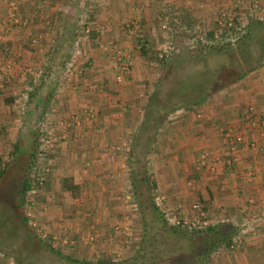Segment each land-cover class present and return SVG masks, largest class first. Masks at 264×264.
Instances as JSON below:
<instances>
[{
  "label": "crops",
  "instance_id": "crops-1",
  "mask_svg": "<svg viewBox=\"0 0 264 264\" xmlns=\"http://www.w3.org/2000/svg\"><path fill=\"white\" fill-rule=\"evenodd\" d=\"M259 1L264 6V0ZM218 6V0H0V15L5 21L0 26V72L10 75L0 92L6 91L8 82L14 95L23 88L47 89L39 99L57 129L50 155L53 177L70 178L73 189L81 190L84 184L95 191L89 196L92 203H82L72 211L63 208L61 217L66 219L63 225L69 233L82 230L87 234L93 228L99 250L106 249L103 242L115 241L112 232L123 235V227L129 225L132 233L133 210L129 209V214L126 208L115 211L109 202L122 198L124 184L131 185L123 159L132 152L133 131L138 130L135 139L155 92L152 84L156 74L139 63L141 58L134 53L139 49L136 42H144L149 52L167 45L175 47L171 41L186 28L206 30ZM168 16L171 33L161 30ZM131 23L134 27L127 34ZM81 25L89 26L91 33L87 43L82 40L70 57L72 76L63 84L70 61L64 58L74 51L69 42L75 41V30ZM115 45L131 58L121 82L115 81L111 59ZM132 47L135 49L130 54ZM26 76L32 80H25ZM249 105L264 120V66L222 89L200 108L171 114L161 126L163 130L158 129L154 144L155 148L159 145L153 166L156 185L165 204L177 206L174 211L163 209L165 220L170 224L177 218L196 220L198 213L192 206L200 200L206 209V223L196 226L215 228L223 234L221 247L206 258L208 264H264V126L244 131L242 121ZM65 120L72 128L64 130L61 121ZM228 128L235 136L246 134L237 152L238 161L230 168L220 159L225 149L222 132ZM202 152L217 159L214 171L197 165ZM190 168L195 170L196 178L190 180L194 185L182 192V176L186 177ZM74 200L77 204L78 198ZM49 210L48 218L55 219L56 214ZM120 214H124L123 221H118ZM86 216L90 221L84 219Z\"/></svg>",
  "mask_w": 264,
  "mask_h": 264
},
{
  "label": "rangeland",
  "instance_id": "rangeland-1",
  "mask_svg": "<svg viewBox=\"0 0 264 264\" xmlns=\"http://www.w3.org/2000/svg\"><path fill=\"white\" fill-rule=\"evenodd\" d=\"M14 26L15 25H11L9 27ZM81 26L82 28L86 27L84 25ZM79 27L75 30L74 39L77 36V31L81 28ZM195 27L197 28L198 26ZM86 28L89 29V33L83 36L82 40L87 43V39H89L91 29L89 26H87ZM126 28L127 34H129L132 28L129 26ZM192 28H194V26ZM259 35L264 36V21L250 26L247 30V34L245 36L246 38L239 44V46L250 45ZM183 37L187 38L186 32L183 33L176 41H171V43L173 42V44H175L176 48L174 47V52L172 51L170 54H168L169 57L166 61H163L164 59H161L159 57L161 50H157L155 53L154 51H145L148 52L147 55L144 53L143 55H141L142 53L139 49L137 51H134L135 56L141 58V61H139V63L143 66L148 65L152 68V72L156 74V80H153L155 83L152 84V87H154L153 90H155L156 93H159L158 97L162 101L167 100V94H169V92H171L176 86L175 82H185L181 85H184V88L189 87V80L187 81L186 78L187 76L194 77V79H196V71L209 73L215 72L220 64L228 63V60L224 59V54L233 53L234 50L237 49V46H233V49H227V53H224L225 51H222L221 53H215V55L209 53L202 54L201 56L202 50L200 51V48L196 51L191 50V48L186 46ZM73 43L74 42L71 40L69 42V46L70 44L73 45ZM136 45L138 46L139 44L136 42ZM137 46H135V48H137ZM133 48L134 47L131 48L132 51L129 50L130 54L135 49ZM203 49L209 50V47H203ZM206 50L202 52H207ZM117 51L122 53L118 45L113 46L111 59L114 65L117 61ZM256 54L258 55L260 54V52L257 51ZM205 56H207L208 58H206ZM70 57H72V55L68 52L66 53V57L64 59L68 61ZM123 57L125 58V62H128L130 64V67L131 63L129 60L131 58H128V56L126 57L125 55H123ZM261 62L263 63L261 67H263L264 61ZM173 63L176 64V68L171 71L172 74L158 83V81L162 78L161 71L163 70V68ZM5 68L7 69V66H5ZM128 70L127 72L125 71V73L122 75L121 81H124V77L126 73H128ZM23 72H25V69L22 70V73ZM174 72L181 73L182 77H175ZM0 73L1 88L4 87V81L7 80L6 78L9 74L8 72ZM26 74L30 77L34 76L32 72L26 71ZM157 76H159L160 78L158 77V79ZM25 80L28 81L32 79H29L28 76H26ZM115 81L121 82L117 81L116 77ZM7 84L10 85L7 86L6 91L0 92V161L2 164L9 163L10 171L0 183V205H5V211L9 212L5 219H7V221L10 222L11 225L17 223L15 219L18 212L17 207L20 203V186L24 180L29 182L30 188L24 196L23 213L28 220L27 224L30 228L33 240L32 244L29 245L28 242H25L26 238L24 239V236L20 233V231H16L13 234L15 236L13 241L0 242V248L4 249L5 251H0V255L2 254L1 256H3L0 259V264H10L11 261L12 264H17L15 260H17L18 264H99L100 261H103L107 264H126L124 262L126 253L133 252L135 254V251L140 249V246L142 245L141 243H143V245L141 246L139 258L134 259L132 257V264H160L161 260L159 259L162 255L161 253H163L164 251H167L170 255L177 254L178 252L191 254L195 251L198 242L202 243L204 240L210 244L213 242L214 238L216 239V230L211 231L210 233L208 232L209 234L202 232L201 235H197L196 232L204 231L205 229L202 228L205 226L197 227L196 225H189V227H187V225H181L182 227L179 228V232L170 231L168 227H176L177 225L170 224L169 221H166L167 226L163 227V222L154 214L153 209L150 205L152 201L155 202L157 206H159V209H161V213L163 212V209L165 207H168V209L170 208L171 211H174L177 208V206L174 207L172 205V202H170L169 204H165L162 196L160 195L158 186L156 185L153 174V166L154 162L156 161L154 155L156 150H158L157 147L159 146L157 145L156 148L154 147V144L156 145V141L154 142V144H150L149 147L145 145V142L137 145V147H134L133 145L132 151L136 152V164L133 165V163L128 160V155L127 159H123V163H126V169L124 168L125 175L129 176V178L131 177V175H133L136 181V185L132 187L127 183L128 186L126 187V184H124V186L122 187V192H124L125 194L123 193L122 195H120L122 198H119L115 201L111 200V203L109 202V205L111 204V207L115 208V211L120 208H126V212L127 214H129V209L133 210L131 219L134 225V229L132 231V234L130 235L131 240L128 242V239L124 238L121 243V248H116L115 250L112 249L113 247L115 248L117 246L116 243L114 244L112 243V241H107V245L103 242L104 245L102 244V247L105 246L106 249L101 252V250H99V246H97L98 243L94 244V242H96L97 240L94 237V235L96 234L93 232V228H89L87 234L82 230L78 231V233H69L70 231L68 232V228L63 225L66 219H62L61 217L63 208L65 209V211H72L73 209L76 210L77 206L82 203H92V201L89 199V196H91V193L94 194L95 191L90 190L89 186L84 184H82L81 190L73 189L72 187L70 190H67L65 189L64 181H69L70 178L62 179L61 176H55V178L53 177L50 163L52 147L51 144L46 147L47 144L45 146V141L47 136L48 140L52 139L49 142H52V144H56L57 137L55 135V132L57 131V129L55 128L52 123L53 121H51L49 117L50 114H48L47 111L45 112L46 105L42 103L43 100L41 101L39 99L40 94H46L47 89L43 88L40 90V88H32V90L28 91L27 89L25 90V88H23L21 89L22 92L20 94L16 92V95H14L13 93L15 90L13 91L10 88L12 84L9 82ZM177 86L175 89L179 88V86ZM217 93L218 92L211 94L209 98L211 99ZM178 97L179 95H173L172 98L168 99V101H170V103L178 102ZM168 110L169 108L167 107L160 109L162 114L166 113ZM46 118L48 120H46ZM168 118H170V116H168ZM167 120L168 119H166L165 121ZM61 124H63L62 126L64 130L65 128H69L71 126L70 123L66 120L65 122L61 121ZM164 124L166 123L164 122L162 124V127L164 126ZM160 130H163V128L160 127ZM137 132L138 130L133 131V137L131 138L133 143L136 142L134 136ZM156 132L158 134V130ZM166 136L168 135L166 134ZM16 144H21L20 146L22 148V152L20 153V155H18L17 159H15V157L9 153L12 151V148ZM29 150L33 152L34 157L32 159L31 167L27 171L26 157L28 158V154H30ZM123 156L125 157V155ZM187 171L188 172H186V177L184 175L182 176L184 178V181L182 178L183 183H180L182 192L190 191L189 187L192 188L194 184L193 182L192 185H189L188 183L190 180L192 181L196 178L194 177V169L192 170V168H190ZM137 182H140L141 184H138ZM66 192H70L71 194H67L66 196ZM122 192L120 191V193ZM79 195L81 196V198H79ZM127 196H129V198H126ZM74 198H78L77 204H75ZM106 206H108V204ZM50 208L51 210H53L54 214H56V217H54L55 219L48 218ZM0 212H4V209L1 206ZM86 212L89 213L88 211ZM123 216L124 214H120L118 221H123ZM86 218L87 222L90 221L89 216H86L84 219ZM176 220L180 222L183 219L177 218ZM186 221L189 222V220ZM55 222L56 224L53 226ZM4 226H6V224ZM0 234H3L1 230ZM105 237L107 238L108 236ZM196 240H198V242ZM71 241H73L72 245H70ZM46 244H50L51 246H53V251L47 249ZM69 246L74 247L69 248ZM218 247H221V245ZM87 249L92 252L93 256L86 255L85 251ZM133 253L131 256L134 255ZM66 255H72L74 259L79 261L85 260L87 263H68L67 261L62 259V257ZM165 260V264H167L168 259L166 257ZM205 261L201 262V264H204ZM186 262H188V259L184 261V263ZM208 263L209 262H207L206 264Z\"/></svg>",
  "mask_w": 264,
  "mask_h": 264
},
{
  "label": "trees",
  "instance_id": "trees-1",
  "mask_svg": "<svg viewBox=\"0 0 264 264\" xmlns=\"http://www.w3.org/2000/svg\"><path fill=\"white\" fill-rule=\"evenodd\" d=\"M256 24H258V23L249 24L245 29L244 35L235 44V46H237V49L234 50L233 53H227V49H233L230 46V42H227L226 44L221 45V46L219 44L221 42L225 43L226 40L229 39L231 34L228 36H222L221 40L216 41L214 38V32H218V29L216 27L215 19H214V21H212V24L208 28H206V30H204V31H206L205 34H206L207 40L211 41V42L216 41L215 44H217V45H215L214 47L210 46L209 50L200 48V51L201 50L207 51V52L201 51V56H202V54H209V53H212L215 55V53H221L222 51H225L224 53H227V54H224L225 58L224 57H222V58L227 59L228 63L227 64H220L219 67L217 68V70L213 73L212 72L209 73V72H201V71L197 72L196 71V73H197L196 79H194V77L187 76L186 78H187V81L189 80V87L184 88L185 86L181 85L182 83L184 84L185 82H181V81H179L181 83L175 82L176 86L178 85L179 88L175 89L176 88V86H175V88L171 92H169V94H167V100L166 101H162L158 97L159 93L154 92L151 95L150 102L145 109V118L143 120V124L139 130L138 135H137L138 137L137 138L135 137L136 142L133 143L134 147H137V145L142 144L143 142H145V145H147L148 147L150 146V144H154V142L157 141V139H158L156 131L162 126V124L165 122V120L168 118V116H170L172 113H174L178 110L193 111L194 109L200 108V106L203 103H205L206 101H208L210 99L209 97L211 94L219 92L222 89H224V88H226V87H228L234 83H237L238 81L242 80L248 73H250L251 71H253L256 68L261 67L263 65V63L261 61H264V36H261V35L257 36V38H255V41H253L250 45H240L239 46V44L246 38L245 36L247 34V30L249 29V27L252 25H256ZM233 33L234 32H232V34ZM138 43H139V50L141 51V53H145V51H146L145 45L146 44H144V42H138ZM257 51H259L260 54L257 55L256 54ZM217 55H219V54H217ZM168 57H169L168 55L164 56L162 58V59H164L163 61H166ZM205 57L208 58L207 56H205ZM175 68H176L175 63L170 64V65L166 66L165 68H163V70L161 71V77L162 78H161V80H159L158 83H160L161 81L166 79L167 76L172 74L171 71L174 70ZM165 70H166V72H165ZM174 74H175V77H177V76H178V78H179V76L182 77L181 73L174 72ZM157 91H158V89H157ZM173 91L176 93H174ZM173 95H175V96L179 95L178 102L170 103V101H168V99L172 98ZM166 107L169 108V110L166 113L162 114L160 109L166 108ZM137 140H138V142H137ZM20 145L21 144H16L12 148V151L9 152L12 156L15 157V159H17L18 155H20V153L22 152V148ZM29 153L30 154H28L29 155L28 158L26 157V159H27L26 170L27 171L30 169L32 159L34 157L33 152L31 150H29ZM135 159H136V152L132 151V153H130V155L128 157V160L130 162H132L133 165H135L137 162V161H135ZM9 171H10L9 163L8 164H2L0 161V183L2 182V180L5 178V176L7 175V173ZM130 180H131V186L134 187L136 185V181H135V178L133 177V175H131ZM69 181H67V180L64 181V186H65V189H67V190H70L72 187V185H71L72 182L71 181L69 182ZM137 183L141 184L140 182H137ZM29 188H30L29 182L24 180L21 183L20 190H19L20 203L17 207L18 212H17L16 219H15L17 223L11 225V223L8 222L7 219H5V217L9 214V212L5 211V208H4L5 205H0L4 209L3 213L0 212V228H1L0 230L3 233V234H0V242L13 241L14 237H15L13 234L16 231H18V232L20 231V233L24 236V239L26 238L25 242H28L29 245L32 244L33 237H32L30 228L27 224L28 220L23 213L24 196H25L26 192L29 190ZM151 194H152V188H151ZM151 198H152V196H151ZM197 203L199 204V206L204 211L206 210L200 200L197 201ZM150 205L153 209L154 214L158 217V219H160L163 222L162 226L166 227L167 222L164 218V215L162 214L163 212L161 213V211H160L161 209H159V206H157L155 204V202H153V201ZM203 220H205V219H199V222H203ZM184 221H186V220H181L180 225H177L176 227L175 226L170 227V228L168 227V229H170V231H173V232H179V230H180L179 228L182 227L181 225H187V227H189L190 224H188V223L184 224ZM5 224H6V226H4ZM202 229H205V230L201 231V232H196L197 235H201L202 232L209 234L211 231L215 230V228H211V227H203ZM215 233H216V239L214 238L213 242L210 244L204 240L202 243L198 242V240H196L198 242L197 246L195 248V251L192 252L191 254H185V252L184 253L178 252L177 254L170 255V254H168L167 251H164L163 253H161L162 255L159 259V260H161L160 264H162L163 260H164L163 264H165V262H166L165 257L168 259L167 264H201V262L205 261L206 258L209 256V253L213 249H215L216 247L222 245V243L224 241V238H222L223 234L221 232H218V233L215 232ZM131 234H132L131 228H130V232L126 231L123 233V235L121 233H117V235L115 236V232H112V237L115 240V241H112V243L115 244V242H116L117 246H119V245H121V241H123L124 238H127L128 239L127 241L129 242L131 240V238H130ZM185 235H186V233H185ZM72 243H73V241L70 242V245H72ZM96 243H98V242L97 241L94 242V244H96ZM228 243H226V246L229 245ZM141 244L143 245V243H141ZM141 246H140V249L135 251V254L133 252H129V253L127 252L126 253L125 261H124L126 264H132L133 263L132 257L134 259L139 258V254L141 252ZM73 247L74 246H69V248H73ZM46 248L53 251V246H51L50 244H46ZM112 250H115V249L113 248ZM0 251H4V249L0 248ZM102 251L103 250H101V252ZM85 252H86V255L93 256L92 252L89 249H87ZM132 253L134 254L133 256H131ZM1 255H0V259H1V257H3ZM62 259H64L68 263H87L85 260L79 261V260L74 259L72 257V255L63 256ZM187 259H188V262L184 263V261ZM15 261L18 264L17 260H15ZM99 264H107V263L100 261Z\"/></svg>",
  "mask_w": 264,
  "mask_h": 264
},
{
  "label": "built area",
  "instance_id": "built-area-1",
  "mask_svg": "<svg viewBox=\"0 0 264 264\" xmlns=\"http://www.w3.org/2000/svg\"><path fill=\"white\" fill-rule=\"evenodd\" d=\"M20 1V0H17ZM219 6L216 13L215 21H216V27L218 29V32H214V38L216 41H219L222 39V36H228L231 34L229 39L226 40L225 43H220L219 45H224L227 42H230L231 48L235 46L236 42L244 35L246 27L251 23H257L264 21V6L261 4L259 0H218ZM12 18H14L11 15ZM15 19V18H14ZM168 20V21H167ZM165 20L167 22L163 23L161 25V30L164 32H170V18L168 16V19ZM5 21L0 15V26L5 25ZM13 24H18V22L13 21ZM129 27H134L133 23L129 25ZM187 33V38H185V44L187 47L191 48V50L196 51L199 48L203 47H210L215 46V42L208 41L206 38V34L202 29H199V27L194 28H186L185 29ZM232 32H234L232 34ZM89 33L88 28H80L77 31L76 39L72 45L74 51L72 52V56H74L75 52L78 51L80 47V43L82 41V37ZM171 33V32H170ZM223 34V35H222ZM174 47L171 45H167L165 49L161 50V53L159 54V57L162 59L164 56L170 54L173 51ZM117 61L114 65V70L116 71V80L121 81L122 75L127 72L129 69V63L125 62V58L123 57L122 53L118 52L116 53ZM71 60L67 63V67H65V73H64V83H69L70 78L72 76V67L73 64L71 63ZM46 120H48L46 118ZM244 124V131L247 133L250 129H256L260 125L264 126V120L259 115L257 109L249 105L246 108V112L244 114L243 119ZM264 128V127H263ZM49 134V133H48ZM50 135V134H49ZM52 135V134H51ZM246 134L241 135H233L231 128L225 129L222 132V137L225 140V149L222 155H220V159L224 163V166L227 168H230L234 166L237 163V152L239 149L240 144H242L245 140ZM52 139H47L45 141V146L48 147V145L52 142H49ZM219 160V159H218ZM217 162L216 158H212L211 155L207 152H202L197 160L196 163L199 167H204L208 171H214L215 164ZM189 185H192V182H189ZM126 198H129L127 196ZM193 210H195L198 213V218L194 221H184V224H190L195 226L196 223H199V219H205L203 222H200V224L204 225L206 223V212L199 206V204H194L192 206ZM174 225H180V222L175 220L173 221ZM192 222V223H191ZM176 223V224H175ZM131 228V227H130ZM129 225L123 227V232H130ZM117 253V252H116ZM118 257V256H117ZM12 264V262H10Z\"/></svg>",
  "mask_w": 264,
  "mask_h": 264
}]
</instances>
